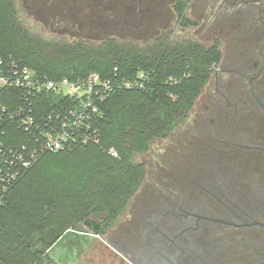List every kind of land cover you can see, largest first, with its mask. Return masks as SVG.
I'll return each instance as SVG.
<instances>
[{
  "label": "flooded vegetation",
  "instance_id": "1",
  "mask_svg": "<svg viewBox=\"0 0 264 264\" xmlns=\"http://www.w3.org/2000/svg\"><path fill=\"white\" fill-rule=\"evenodd\" d=\"M15 2L33 30L87 40L83 35L139 34L169 1ZM217 2L222 32L229 15L234 32L260 31L250 60L238 52L237 61L215 68L214 102L202 126L191 129L198 147L190 156L158 177L148 169L145 180H152L123 218L111 224L105 213L91 214L98 233L89 228L84 264H264V0Z\"/></svg>",
  "mask_w": 264,
  "mask_h": 264
},
{
  "label": "trees",
  "instance_id": "2",
  "mask_svg": "<svg viewBox=\"0 0 264 264\" xmlns=\"http://www.w3.org/2000/svg\"><path fill=\"white\" fill-rule=\"evenodd\" d=\"M189 3L174 4L183 29L197 25L187 15ZM239 51L250 60V49ZM10 56L51 78L106 77L117 67L123 78L145 72L151 79L142 90L116 89L99 105V142L43 154L10 188L0 203V264H57L50 250L85 218L105 213L114 223L147 176L136 156L187 122L215 67L224 63L218 37L209 45L163 36L140 42L52 37L24 23L15 0H0V57Z\"/></svg>",
  "mask_w": 264,
  "mask_h": 264
},
{
  "label": "built area",
  "instance_id": "3",
  "mask_svg": "<svg viewBox=\"0 0 264 264\" xmlns=\"http://www.w3.org/2000/svg\"><path fill=\"white\" fill-rule=\"evenodd\" d=\"M150 79L145 72L123 78L117 67L106 77L51 78L0 57V203L43 154L99 142V105L116 89H145ZM109 153L118 156L114 148Z\"/></svg>",
  "mask_w": 264,
  "mask_h": 264
},
{
  "label": "rangeland",
  "instance_id": "4",
  "mask_svg": "<svg viewBox=\"0 0 264 264\" xmlns=\"http://www.w3.org/2000/svg\"><path fill=\"white\" fill-rule=\"evenodd\" d=\"M168 1L169 2H167L163 8L161 17L157 20L158 22L154 21L151 25H147L139 34L129 32L122 35L110 34L99 35L97 37L83 35V37L87 40L92 39V41H100L106 36H114L120 40L131 39L140 42L143 40L152 41L158 36H168L174 39L192 38L205 45H209L215 37H218L222 41V50L224 53L223 62L226 64L234 63L235 60L238 59L237 54L240 48L252 49L254 46L253 44L259 37L260 31H258L257 34L252 33L245 35L234 32L231 27L232 22L235 20V16L233 15L225 16L227 24L222 32V15L217 18L220 4L218 2L213 3V0L191 1L189 9L187 10V15L190 19L197 21V25L183 29L179 26L177 14L173 9L174 0ZM238 6L239 4L235 5L236 8H238ZM228 9L231 13L234 11L231 8ZM20 17L24 23L29 25V21L25 13L20 12ZM229 18L232 19L228 20ZM149 28L152 29L151 34L147 32ZM38 32L43 33L40 30H38ZM44 34L52 37L61 36L60 34L51 32H45ZM215 86L216 84H214V79H211L198 98L187 122L179 127L169 138L155 140L152 143L150 150L144 154L137 155L136 160L144 163L147 170H151L156 176V174H159V171L161 173L160 175H162L163 173H169L174 170L173 166L176 159L181 160L190 156L192 151L198 147L192 142L194 137L191 129H197V127L202 126L201 118L206 115L205 106L211 105L212 102H214L212 98L214 96ZM149 180H152V176L148 179V181ZM145 181L146 184H148V181ZM123 215L124 214H122L120 218H123ZM93 235L94 234L88 227H86L83 223H80L77 225L76 229L68 231L67 234L53 246L50 250V256L58 264H84L83 254L85 247L89 244ZM40 264L48 263L47 261H44Z\"/></svg>",
  "mask_w": 264,
  "mask_h": 264
},
{
  "label": "water",
  "instance_id": "5",
  "mask_svg": "<svg viewBox=\"0 0 264 264\" xmlns=\"http://www.w3.org/2000/svg\"><path fill=\"white\" fill-rule=\"evenodd\" d=\"M106 215H107V214H106ZM104 218H106V217H104ZM93 222H94V219H93V217H92L91 215L88 216L87 218H85V220H84V224H85L86 226H88V228H91V229L93 230L94 233H98V229H97V228H94V227L92 226Z\"/></svg>",
  "mask_w": 264,
  "mask_h": 264
}]
</instances>
